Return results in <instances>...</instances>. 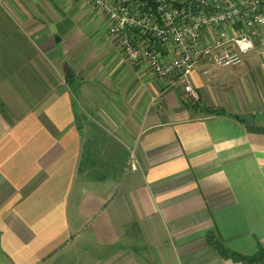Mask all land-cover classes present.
Returning <instances> with one entry per match:
<instances>
[{"label":"crops","instance_id":"obj_1","mask_svg":"<svg viewBox=\"0 0 264 264\" xmlns=\"http://www.w3.org/2000/svg\"><path fill=\"white\" fill-rule=\"evenodd\" d=\"M71 2L0 0V264H240L208 234L264 248V53L201 62L192 102Z\"/></svg>","mask_w":264,"mask_h":264},{"label":"built area","instance_id":"obj_2","mask_svg":"<svg viewBox=\"0 0 264 264\" xmlns=\"http://www.w3.org/2000/svg\"><path fill=\"white\" fill-rule=\"evenodd\" d=\"M73 1L102 15L126 63L145 65L167 87L180 85L192 102L199 98L190 77L201 62L216 71L264 53V0Z\"/></svg>","mask_w":264,"mask_h":264},{"label":"trees","instance_id":"obj_3","mask_svg":"<svg viewBox=\"0 0 264 264\" xmlns=\"http://www.w3.org/2000/svg\"><path fill=\"white\" fill-rule=\"evenodd\" d=\"M204 113L208 115H214V116H223L225 113L221 110H213L209 108H205L202 110ZM0 112L4 113L3 107L0 104ZM236 119L240 120V118L235 117ZM241 120H243L241 118ZM97 146L95 142L87 141L84 145L83 152H82V159L86 161V163L92 164V154L91 151L93 150L92 147ZM81 172V170H80ZM207 243L208 245L214 249L219 256L224 260H230L233 263H240V264H264V248H259L257 252L252 256H245L240 255L234 252L229 251L227 248L224 247V245L217 239V237L214 234H208L207 235Z\"/></svg>","mask_w":264,"mask_h":264},{"label":"rangeland","instance_id":"obj_4","mask_svg":"<svg viewBox=\"0 0 264 264\" xmlns=\"http://www.w3.org/2000/svg\"><path fill=\"white\" fill-rule=\"evenodd\" d=\"M71 1H72V2H77V3H84V2H81V1H73V0H71ZM72 2H71V4H72ZM107 39H108L109 42L112 44L113 48L116 50V53H118V54L121 56L123 62L126 63L124 57H123V56L121 55V53L116 49L115 45L113 44L112 40L110 39V37H109V35H108V32H107ZM126 64H127L128 66H130V67H140V66H144V67H146L145 65L131 66V65H129L128 63H126ZM146 69L149 71V69H148L147 67H146ZM149 73L151 74L150 71H149ZM151 75H152V74H151ZM152 78H154L153 75H152ZM154 80H155L157 83H161V84H163V85H166L165 83H162V82L157 81L155 78H154ZM155 105H156L159 109L161 108V104H160L158 101H155ZM92 132H93V134L96 133V131H95V132L92 131ZM99 133H100V132H99ZM97 134H98V133H97ZM103 141H104V137H103ZM130 162H131V160H130ZM130 162H129V165H128L127 169H129V170H135V169L137 168L136 161L134 160L135 169H132V168L130 167Z\"/></svg>","mask_w":264,"mask_h":264},{"label":"water","instance_id":"obj_5","mask_svg":"<svg viewBox=\"0 0 264 264\" xmlns=\"http://www.w3.org/2000/svg\"><path fill=\"white\" fill-rule=\"evenodd\" d=\"M76 123H79V121H76ZM77 128H80V127L77 125Z\"/></svg>","mask_w":264,"mask_h":264},{"label":"bare ground","instance_id":"obj_6","mask_svg":"<svg viewBox=\"0 0 264 264\" xmlns=\"http://www.w3.org/2000/svg\"><path fill=\"white\" fill-rule=\"evenodd\" d=\"M129 162H130V160H129ZM129 162H128V165H129Z\"/></svg>","mask_w":264,"mask_h":264}]
</instances>
